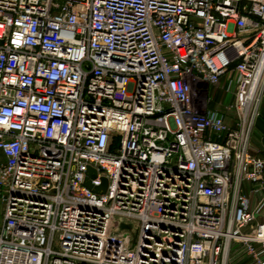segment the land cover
Returning <instances> with one entry per match:
<instances>
[{
    "label": "built area",
    "instance_id": "obj_1",
    "mask_svg": "<svg viewBox=\"0 0 264 264\" xmlns=\"http://www.w3.org/2000/svg\"><path fill=\"white\" fill-rule=\"evenodd\" d=\"M263 103L264 0H0V264H264Z\"/></svg>",
    "mask_w": 264,
    "mask_h": 264
},
{
    "label": "rangeland",
    "instance_id": "obj_2",
    "mask_svg": "<svg viewBox=\"0 0 264 264\" xmlns=\"http://www.w3.org/2000/svg\"><path fill=\"white\" fill-rule=\"evenodd\" d=\"M224 82V79L221 81V84ZM197 89V90H196ZM209 91V92H208ZM207 92H201L199 87L197 86V81H192L190 82V97L192 100L197 99V98H205L208 97L212 98L209 103V107L215 108V109H220L222 111H227L226 108L233 102L234 96L232 94H226L224 93L221 88H218L216 86H213L209 88ZM264 106V103H263ZM262 119H264V107L261 112ZM229 121L233 123V118L232 116H229ZM255 140L253 136V141ZM254 145V144H253ZM3 210L4 206L2 202L0 201V224L2 222V217H3Z\"/></svg>",
    "mask_w": 264,
    "mask_h": 264
},
{
    "label": "crops",
    "instance_id": "obj_3",
    "mask_svg": "<svg viewBox=\"0 0 264 264\" xmlns=\"http://www.w3.org/2000/svg\"><path fill=\"white\" fill-rule=\"evenodd\" d=\"M264 107V106H263ZM255 140L252 143L255 151L264 150V119H257L253 132ZM264 260V254L259 257ZM230 264H257L256 259L244 252V247L241 244L235 243L232 249Z\"/></svg>",
    "mask_w": 264,
    "mask_h": 264
},
{
    "label": "water",
    "instance_id": "obj_4",
    "mask_svg": "<svg viewBox=\"0 0 264 264\" xmlns=\"http://www.w3.org/2000/svg\"><path fill=\"white\" fill-rule=\"evenodd\" d=\"M97 175L98 173L95 168L88 167L87 177L85 179V185L95 193L104 194L107 191L108 179L106 177H102V184L95 185L93 183V180L97 177Z\"/></svg>",
    "mask_w": 264,
    "mask_h": 264
},
{
    "label": "bare ground",
    "instance_id": "obj_5",
    "mask_svg": "<svg viewBox=\"0 0 264 264\" xmlns=\"http://www.w3.org/2000/svg\"><path fill=\"white\" fill-rule=\"evenodd\" d=\"M197 90V89H196Z\"/></svg>",
    "mask_w": 264,
    "mask_h": 264
}]
</instances>
